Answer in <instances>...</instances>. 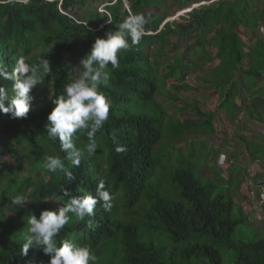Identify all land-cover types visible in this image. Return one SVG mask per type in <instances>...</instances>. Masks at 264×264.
Here are the masks:
<instances>
[{
    "label": "trees",
    "instance_id": "obj_1",
    "mask_svg": "<svg viewBox=\"0 0 264 264\" xmlns=\"http://www.w3.org/2000/svg\"><path fill=\"white\" fill-rule=\"evenodd\" d=\"M197 1L128 0L133 13L150 14L151 22L146 25L149 34L138 46L119 55L118 68L110 66L111 77L101 89L111 103L109 120L96 133V154L74 170L77 180L71 184L62 173H49L43 167L45 156L64 155L59 142L49 141L44 130L51 101L61 94L70 76L79 74L75 65L63 69L61 64L65 54L76 64L95 36H103L127 16L128 10L122 0L0 3V51L7 57L6 63L11 65L22 55L34 64L49 58L53 68L44 78L43 89L34 90V108L27 119L11 120L0 114V264H25L27 260L47 264L48 258L34 249H29L27 257L20 255L28 209L38 216L42 209L56 207L44 200L59 194L61 186L76 195L94 194L101 175L115 194L111 211L97 205L94 219L98 227L89 228L87 218L85 222L73 218L58 238L90 245L98 264H221L219 249L200 243V238L233 250L232 264H264V230H257L250 222L245 208L225 188L224 180L223 189H218L210 174L214 166L202 178L195 176L193 147L186 157L187 145L182 140L186 138L191 144L209 140L221 128L219 117L224 123L228 120L235 110V71L239 77L262 81L264 57L255 59L252 55L263 50L257 27L264 24V0H219L164 23L174 5L184 9ZM109 14L113 25L106 24ZM239 27H243L242 33ZM189 38H194V43L184 49L195 56L199 50L200 63L196 62L195 68L200 64V70L210 73L205 87L222 88L221 100L208 101L202 110L191 100L175 104L172 98L171 110L166 112L155 98L162 88L158 67L172 61L164 77L169 80L178 69L179 79L172 87L176 93L178 81L188 75L185 66L189 61L179 51ZM151 45L158 55L153 67L149 64ZM210 47H214L212 54L208 53ZM4 84L11 87L10 81ZM185 110H195L193 119L184 116ZM173 118H177L176 125H170V132L167 122ZM226 128L228 125L222 130L229 132ZM171 136L176 141L171 143V150H176L169 155L162 152L161 143ZM259 139V143L251 144L240 136L244 156L264 169V136ZM87 142L86 131L78 133L77 145L84 147ZM118 146L124 151L117 152ZM205 153L204 161H211ZM166 185L172 187L167 189ZM20 193L29 200L24 209L10 203L11 197ZM237 229L238 237L234 238ZM162 235L172 241L170 249L157 243Z\"/></svg>",
    "mask_w": 264,
    "mask_h": 264
},
{
    "label": "clouds",
    "instance_id": "obj_2",
    "mask_svg": "<svg viewBox=\"0 0 264 264\" xmlns=\"http://www.w3.org/2000/svg\"><path fill=\"white\" fill-rule=\"evenodd\" d=\"M217 1L219 0L197 1L179 10L181 13L175 18L193 8ZM0 3L28 5L30 0H0ZM124 6L128 10L127 16L114 24L111 29L108 28L103 36H95L90 49L79 58L76 64L72 63L69 54H65L61 64L63 69L72 68L75 65L79 74L70 76L63 83L61 94L51 101L53 106L47 114L44 130L49 141L59 142L60 151L64 155L63 157L45 156L43 167L49 173H62L69 184L77 180L74 170L79 169L83 162L96 154V133L100 132L109 120L111 103L101 89L108 84L111 77L110 66L111 69L118 68L119 55L138 46L149 34L146 25L151 22L150 14L133 13L128 0H125ZM103 10L101 7L100 11ZM167 21L169 20L166 19L164 23ZM106 24L113 25L110 14ZM101 26L98 25V28ZM89 31L93 30L89 28ZM261 31H264V28ZM153 49L155 48L151 45L150 55ZM6 60L7 57L3 51H0V114L11 120L27 119L30 110L34 108L36 99L33 95L34 90L43 89L44 78L53 72L51 61L49 58H41L34 64L22 55L14 58L11 65L6 63ZM155 60L150 57L151 62ZM171 62L169 60L160 65H164L162 72L167 73L168 64ZM9 67L11 71L8 70ZM187 78L186 75L180 80V84H183ZM5 81L11 82L10 88L4 84ZM246 101V99L243 101L240 111L248 110ZM83 131H86L88 142L84 147H79L78 133ZM116 151L122 152L124 149L118 146ZM222 160L223 157H221ZM2 164L0 162V165ZM114 200L115 194L108 190L106 179L102 175L97 180L94 194L89 192L76 195L68 187L61 186L59 194L53 193L50 199L44 200V202H53L57 205L56 207L42 209L38 216L35 211L28 209L27 230L20 245V255L27 257L29 249H34L48 258L47 264H98V256L90 245L79 244L67 237L58 238L73 218L79 222H85L87 218V226L94 230L99 226L94 219L97 205L105 212H110ZM28 202V197L23 193L12 196L10 200L12 206L20 209L26 208ZM25 264H35V262L27 260Z\"/></svg>",
    "mask_w": 264,
    "mask_h": 264
},
{
    "label": "rangeland",
    "instance_id": "obj_3",
    "mask_svg": "<svg viewBox=\"0 0 264 264\" xmlns=\"http://www.w3.org/2000/svg\"><path fill=\"white\" fill-rule=\"evenodd\" d=\"M166 2L168 3L169 0H166ZM176 7L178 6H173V8L171 9V11L169 12V16H168V20L169 21H172L173 19L172 18H175L177 17V15L179 13H181V11H178V10H182L183 7L179 8V9H176ZM82 15V12L80 14H78L77 16H80ZM176 20V18H175ZM180 24V23H179ZM258 30V29H257ZM258 33V32H257ZM259 34V33H258ZM260 35V34H259ZM261 36V35H260ZM264 39V38H263ZM194 38H189L188 41L185 42V44L183 45L182 49L179 51L182 53V58L185 60V61H189V64H187V66H185V69L187 71L186 74L187 75V79H185V82L183 84H180V80H179V89L177 90L176 89V93H174V88L173 87V84L176 83V79L178 80V76L180 75V72L178 71V69H176V72L174 73L175 75L174 76H171L173 79H166L164 78L165 77V74L166 72H162L164 69V65L162 66H159L158 68V74H159V79L160 82H159V86L160 84L162 85V88L160 89V87L158 86L157 87V90L158 88L160 89V92L155 96L156 100L161 104V106L163 107V109L166 111V112H169L171 110V104H172V98L175 99V104H179L180 102H184L186 99H190L191 102H193L194 105H197L199 108H200V105L203 106L202 103H197V101H195L193 99V97H200V100H206V97H207V101L211 98L210 97V94L207 96L206 92L204 94H202L201 92L199 91H202L201 88L205 87V86H208V77L211 78V75L208 73V71L206 70H200V64H199V67L195 68V65H196V62L197 63H200V55L198 54L199 53V50L196 49L195 52L197 53V55L195 56L194 54H192L191 52L189 51H186L184 48L187 47V46H191L193 43H194ZM210 49L214 50V47H210ZM258 50H261V49H258ZM151 51V50H150ZM152 55H151V59L155 60L157 59L158 55L157 53L155 52V49H153L151 51ZM209 53H212L211 50ZM205 58L202 59V61H204ZM179 61V59H176L175 60V64ZM150 67H153V65H155L154 63H152L150 61ZM162 73V75L160 74ZM249 78V79H248ZM253 78L250 76V77H246V86L244 85L242 87L243 91H242V95L243 94H250V92H248V89H251L252 88V85L255 84V82L251 81ZM237 86L236 82H234V85L233 86ZM235 86V87H236ZM256 86V85H255ZM205 91V90H203ZM259 91V90H257ZM199 92V93H198ZM244 92V93H243ZM260 95V94H259ZM189 97V98H188ZM242 98V96H241ZM48 99V98H47ZM187 104H190L189 102ZM247 106L249 107V110L252 112L251 114H260L259 117H261L263 120H264V112L262 110H264V96H261L259 97L258 95H252L251 97L248 98V103H247ZM202 110H203V107H202ZM259 111V112H258ZM174 112H176L174 110ZM195 110H185V112H183L184 116L187 118V119H193V115ZM175 119L177 118H173L172 120L168 121L167 123L169 124V128L167 129V131L170 130L171 132V128H170V125H174L175 127ZM256 120H258V118H256ZM232 122V120H231ZM219 124H222V123H219ZM222 127L224 128V126L222 125ZM222 127L219 131H223L222 130ZM218 131V132H219ZM225 132H227L225 129H224ZM172 135V134H171ZM187 145V149H186V153H185V156H189V150H192V147H193V154L194 157H193V161H192V164L195 166V169H194V173H195V176H199L200 178L203 177L204 174L208 173V171H210V169L213 168L214 166V163L211 162V161H208V162H205L204 159H203V153L206 152L205 154L209 157V160L211 158V150L214 151L213 149H215L214 147H212V149H209L208 147V140H205V141H202V143H199L198 141H196L195 143L191 144L190 142H187V139L186 138H183L182 139ZM182 143V141H180ZM192 142V141H191ZM171 143H176V141L174 142L173 139H172V136H171V139L168 141L167 139L163 140L162 141V145L163 148L161 149L162 152H168V154L170 155L173 151L175 150H171L172 149V145ZM171 150V151H170ZM203 152V153H202ZM243 155L244 152H243ZM187 159V158H185ZM234 160V166L233 165H226L225 167L227 168V170L224 171V177H221L222 175L219 174V175H214V179L213 181L215 182V184L217 185L218 189L221 190L223 189L224 187V181L226 182V185L225 188H227V191H229L232 195V198L234 199V201L238 204V205H241L242 207L245 208V213L247 215V217L249 218H252V216L250 214H248V212H250L247 207V202H246V191H245V188H244V171H243V175H242V178H243V182H242V185H243V195H242V192L236 187L239 183L238 180H236L238 177H241V174H242V171L238 170L236 171L235 174H231L229 172V169L230 170H237V169H240L242 167H248L249 165L247 164L248 162L247 161H244V160H241L239 159L238 157L236 158H233ZM239 164V165H237ZM26 169V168H25ZM255 172H256V169H254ZM259 170V169H257ZM261 172L259 174H257L260 178H264V172L262 173V169H260ZM229 173V174H228ZM238 177H237V176ZM224 180V181H223ZM231 181V183H230ZM235 181V183H234ZM230 186H232L230 188ZM172 186L170 185H166L165 188L167 189H170ZM244 208H242L244 210ZM252 223H254V225H256V229L259 230V231H263L264 230V218L259 221V220H252L251 221ZM239 228V227H238ZM244 229V227H243ZM238 233H239V229H237L235 235H234V238H237L238 237ZM157 238H155L156 240ZM147 240V239H146ZM158 241L157 243L159 244H164L165 247H167L168 249H170L172 247V241L166 236V235H162L161 236V239H158L156 240ZM199 242L200 243H203V244H212L215 248H218L219 249V254H220V257H221V264H232V260H233V250L231 249H228V248H220L218 244L216 243H212V241H210V239H207V238H200L199 239ZM182 245H180L181 247Z\"/></svg>",
    "mask_w": 264,
    "mask_h": 264
},
{
    "label": "crops",
    "instance_id": "obj_4",
    "mask_svg": "<svg viewBox=\"0 0 264 264\" xmlns=\"http://www.w3.org/2000/svg\"><path fill=\"white\" fill-rule=\"evenodd\" d=\"M262 28H264V24L260 23L257 27V29H258L257 32L261 36L257 33V36H258L257 39L261 43L263 50L253 51L252 56L255 59H259L262 56L264 57V39H263L264 38V31H263V33L261 32ZM237 30L241 33L244 31L243 27H239ZM248 36H251V35H248ZM211 52H213V50H211ZM210 54H212V53H210ZM247 64H248V60L243 61V65L245 67ZM220 73L221 72H218V74H220ZM232 78H233L232 81L236 82V84H237V86L235 88L234 96L232 99V102L235 106L234 107L235 110L234 109L232 110V113H231L232 116L230 115V117L228 118V120L225 123L223 122L224 120L223 121L221 120V117H219L218 122H217L218 127H222V125L226 127V125H228V128H226V129L229 130V132H225V131H219L218 132L216 130L215 135L210 137L208 142H207L210 149H212V147L215 148V149H213L214 151L211 150V152H210V154H211L210 160L214 163V169H215L214 172L210 173V174H212V175L221 174L222 175L221 177H224V175H225L224 171L227 170V168L225 166L226 165H233L234 164L233 158H236V157H238L241 160L247 161L248 162L247 164L249 166L252 165V167L254 169H256L257 174H259L261 172L260 169H262L259 167V164L254 165V164L250 163L247 160V158L243 155L244 146H243L242 141L240 140V136L246 138L245 141L248 140V143H251V144H255L256 142L259 143V141H260L259 136H264V121L262 118H261V120H259V119L256 120V118H258V116L260 114H251L252 112L249 110L248 106H247L248 110L245 111L242 118L239 119L238 114H239V111L243 107V101L245 99L247 100L246 103H248V98L251 97L252 95H258L259 97L264 96V76L262 77V81H260L259 83L255 82V84L252 85V88L248 89V92H250V94H246V95L245 94L242 95V91H243L242 87L244 85L246 86V78L245 77L244 78L239 77L238 71H235L233 73ZM208 79H210V77H208ZM208 84H209V82H208ZM209 89L206 87H203V88H201L202 91H199V92H201L202 94H204L206 92L207 96L210 94L211 98L208 100L210 102L215 101V100H221L219 96L221 95L222 88H209ZM203 90H205V91H203ZM223 90L225 92V91H227V88H223ZM257 90H259V91H257ZM241 96H242V98H241ZM193 99L195 101H197L198 104L199 103L203 104V106L200 105V108H202V107L205 108V105L208 103L207 97H206L205 101L204 100L201 101L200 97H193ZM188 100L190 101V99H188ZM262 111L264 112V110H262ZM233 112H234V118H233ZM231 120H232V122H231ZM219 123H222V124H219ZM219 129H221V128H219ZM221 157H223L222 161H221ZM229 160L232 161V163H228ZM237 165H239V164H237ZM230 169H229V172L231 174H235L236 171H238V170L242 171L241 177H238L236 175L238 177L236 180L239 181L236 189L239 187L238 189L242 192V195H243V185H242L243 178H242V175H243V171H244L245 167H242V168L237 169V170H230ZM257 169H259V170H257ZM263 170L264 169H262V173H263ZM234 183H235V181H234ZM248 214H250L252 216V218H250V219L254 220L252 212H248Z\"/></svg>",
    "mask_w": 264,
    "mask_h": 264
},
{
    "label": "built area",
    "instance_id": "obj_5",
    "mask_svg": "<svg viewBox=\"0 0 264 264\" xmlns=\"http://www.w3.org/2000/svg\"><path fill=\"white\" fill-rule=\"evenodd\" d=\"M213 0H208V2ZM215 1V0H214ZM245 110L238 114V118H242ZM232 163V161H228ZM244 188L246 191L247 209L252 212L255 220L261 221L264 215V179L259 178L252 166L244 169Z\"/></svg>",
    "mask_w": 264,
    "mask_h": 264
},
{
    "label": "water",
    "instance_id": "obj_6",
    "mask_svg": "<svg viewBox=\"0 0 264 264\" xmlns=\"http://www.w3.org/2000/svg\"><path fill=\"white\" fill-rule=\"evenodd\" d=\"M122 1H123L124 5H125V0H122Z\"/></svg>",
    "mask_w": 264,
    "mask_h": 264
}]
</instances>
